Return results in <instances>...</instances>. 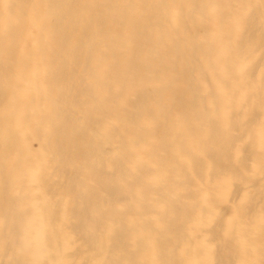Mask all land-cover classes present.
Masks as SVG:
<instances>
[{
    "label": "bare ground",
    "instance_id": "6f19581e",
    "mask_svg": "<svg viewBox=\"0 0 264 264\" xmlns=\"http://www.w3.org/2000/svg\"><path fill=\"white\" fill-rule=\"evenodd\" d=\"M0 264H264V0H0Z\"/></svg>",
    "mask_w": 264,
    "mask_h": 264
},
{
    "label": "rangeland",
    "instance_id": "374dc122",
    "mask_svg": "<svg viewBox=\"0 0 264 264\" xmlns=\"http://www.w3.org/2000/svg\"><path fill=\"white\" fill-rule=\"evenodd\" d=\"M239 145V144H238ZM240 146V145H239ZM235 168H232V170H234ZM235 171V170H234Z\"/></svg>",
    "mask_w": 264,
    "mask_h": 264
}]
</instances>
